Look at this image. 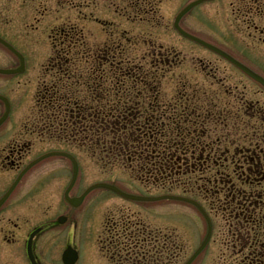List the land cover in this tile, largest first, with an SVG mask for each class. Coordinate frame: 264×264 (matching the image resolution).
<instances>
[{"label":"flooded vegetation","instance_id":"1","mask_svg":"<svg viewBox=\"0 0 264 264\" xmlns=\"http://www.w3.org/2000/svg\"><path fill=\"white\" fill-rule=\"evenodd\" d=\"M171 1L90 0V5L101 4L112 8V17L124 25H137L130 31L131 37L146 48L134 51L123 49L119 37L101 40L93 36L90 39L84 34L78 22L83 17L80 9L87 4V0H0V37L25 58L21 73L12 76L15 80L4 83L3 87L0 85L1 92L9 95L11 101L7 126L0 133V199L9 185L35 159L33 136L40 138L48 134L49 89L58 87L60 83L49 84V75L59 74L61 69V65L57 66L54 62L58 63L63 57L81 55L141 56L155 58L157 67L169 66V61L164 57L176 56L177 52L171 46L159 43V33L155 31L167 25L164 8L169 7ZM65 7L72 13L65 16ZM70 17L75 18L71 23L68 22ZM94 20L95 29L98 30L100 19ZM105 23H111L114 27L116 22ZM107 40L112 43L109 44ZM6 51L14 56L10 50ZM27 55L40 58L31 64ZM49 57L54 58L51 64ZM44 59L47 60L46 65ZM16 61L13 68L20 67V61ZM32 68H36L35 97L41 103L42 113H33L29 109L23 90L30 81L20 80ZM203 68L207 72L204 82L208 85L197 86L205 91H202L203 99L197 101L187 96L180 104L181 112L177 119L184 120L188 116L195 119L185 123L184 128H175L177 137L173 145L178 152L179 167L200 169L201 179L209 190L213 191V184L216 185L225 223L223 228H218L219 255L210 258L209 264H214L213 260L215 264H264V102H260L258 97V94L264 93V88L239 69L236 70L260 91L240 82L233 83L231 87L217 66L205 64ZM224 96H230L232 100L228 102L223 99ZM0 109L5 111L1 102ZM38 119L46 120L41 123V129L38 128ZM142 132L153 133L150 130ZM154 145L157 146L156 142ZM59 171L57 167L50 166L38 175L35 173L31 179L26 171L18 183L21 188L24 183L27 184L26 188L11 191L0 203V264H31L27 243L29 235L37 229L40 230L33 239L32 252L38 264H43L44 257L48 258V244L53 246L54 241L49 243L45 239L47 237H42L39 244L38 240L56 228H53V221L33 225L36 220L34 202L36 205L48 199L54 202L53 197L46 193V189L52 188L54 191V187L52 184L51 187L50 184L49 187L45 186L44 179ZM38 186L42 195L33 197L37 194ZM73 196H77L76 193ZM228 201L233 202V206L227 205ZM49 258L54 262L58 260L54 253Z\"/></svg>","mask_w":264,"mask_h":264},{"label":"rangeland","instance_id":"2","mask_svg":"<svg viewBox=\"0 0 264 264\" xmlns=\"http://www.w3.org/2000/svg\"><path fill=\"white\" fill-rule=\"evenodd\" d=\"M189 1L191 0H172L168 4L169 7L164 8L167 25H163L155 31V33H159V43L166 47L171 46L178 52L176 56L173 55L165 58H168L171 62L173 60L182 62V65L179 67L170 69L171 72L164 78L163 84L161 83V93H164L167 101L170 102L169 105L174 108V104L183 103L184 99L187 98L185 96L194 97L197 101L203 99L202 91H205L199 89L197 86L206 87L208 85L207 82H204L207 80L205 78L207 72L203 68L205 64L217 66L220 74L227 77V82L231 83V87L234 86L233 83L240 82L247 87L249 85L251 88L260 91L257 86L252 84V81H249L241 75V73L227 62L193 42L183 39L173 31L171 23L173 22L175 14ZM90 3V0H87V4L80 9L83 17H81L78 25L84 30L85 35L89 36L90 39L97 37L101 40L108 38L116 39L119 37L121 47L127 50L139 51L146 48L145 46H141L139 41L131 37L130 31L136 28V24L129 23V25H124L120 20L112 17L114 16L112 15V8L104 7L101 4L90 5ZM15 11L16 9H14ZM243 11L247 13H243ZM71 13L72 10H68L65 7V16ZM85 15L90 17L86 18L84 17ZM95 18L100 19V24H97L98 30L95 29L96 24L93 23L95 22ZM71 20H75V18L70 17V21L68 22L71 23ZM111 21L116 22L114 27L111 23H105ZM180 26L190 34L198 36L227 51L264 76V0H215L205 2L191 12L186 13L180 20ZM102 29H105V31H102ZM146 32L150 33V31ZM107 42L109 44L112 43L110 40H107ZM26 57L31 64L36 63L40 58V56L28 55ZM140 57L134 56V60L136 61ZM71 59L70 57L68 58L69 63H71ZM76 59L81 61V57H77ZM130 59L133 58L130 57ZM43 62L46 65L47 60L44 59ZM201 62H203V65ZM16 63V58L10 55L4 47L0 46V67L9 68ZM35 75L36 68H32L25 77L20 78L22 81H30L27 87L28 90L26 89L27 93L30 89H35L33 88L36 83ZM168 77L171 79L169 80ZM12 79L15 80L11 76L0 75V85L2 86L7 81H13ZM258 97L260 102L263 103L264 93L262 95L258 94ZM223 99L228 102L232 100L230 96H224ZM169 105H166L167 109ZM189 105L192 106V103ZM29 109H32L30 105ZM0 111L2 112L1 109ZM1 112L0 114H2ZM32 112L34 111L32 110ZM171 113H168L167 116H171ZM175 114L178 117L179 110H176ZM146 116L150 117L151 112L146 113ZM192 119H195V117L188 116L187 119H177V121L183 127V124L189 123ZM55 127L56 125L52 130L49 129L48 136H43L42 138H38V135L33 136V144H35L33 155L36 156L39 152L51 149H63L77 155L80 168L75 187L70 191V195L83 192L89 185L103 181L120 188L124 192L136 195L140 194L144 197L163 192L158 187L152 188L148 186L146 188L140 182L130 177L125 170L120 168L114 169L113 171L102 170L100 167L102 165L95 163L92 159L93 154L86 147H80L79 140L73 141L72 136L62 135L61 132H58L60 130ZM4 128L5 125H2L0 131L4 130ZM50 166L57 167L60 170L55 175H48L44 179L45 186L49 187L48 185L50 184L51 187L52 184L54 187V191L52 188L46 189V193L48 192L47 194L53 197L54 202L48 199L37 206L36 202H34L37 220H34L33 225L41 223L44 219L53 218L55 215L67 214L66 210L63 212V209H69L67 206L62 207L61 201H59L61 189L69 180L72 170L68 160L60 157L45 159L42 163L35 166L38 169H34L32 175L35 173L38 175L46 169H49ZM25 186L19 189L23 191L26 188ZM36 193V196L34 195L33 197L42 195L40 186H38ZM171 193L182 196L181 190H173ZM66 217L64 224L57 225L58 235L55 238L51 239L52 237H49L53 230L46 233L47 238L45 236L42 237L48 239L49 243L54 241L53 247L48 244V251L51 253L57 250L54 252V255H56L58 260L63 242H68L67 240L73 242L78 253L76 264H112L106 263V260L98 250V246L100 250L105 246V236L111 238L112 236L121 234L119 229L116 231L111 229V226L113 228H129L130 226L134 228H147L145 230L148 233L160 234L162 237L170 238L171 241L176 240L177 247H180V256L177 259L174 257L169 258L166 264L168 261L169 264L170 262H172L171 264H183L201 243L207 228L203 216L191 204L174 200L131 202L123 200L104 189H96L90 192L80 206L68 211ZM122 224L123 227H121ZM223 224L224 222L220 214L217 218L215 216L213 219V242L208 245L204 253L201 252L197 256L192 264H209L210 258L218 257V228H223ZM114 225L118 226L115 227ZM51 235L53 234L51 233ZM42 237L39 239V244ZM98 239L101 241L99 244H97ZM43 262L44 264H57L45 257L43 258ZM212 262L214 264L216 263L215 260Z\"/></svg>","mask_w":264,"mask_h":264},{"label":"trees","instance_id":"3","mask_svg":"<svg viewBox=\"0 0 264 264\" xmlns=\"http://www.w3.org/2000/svg\"><path fill=\"white\" fill-rule=\"evenodd\" d=\"M104 59L82 57L79 67L64 59L65 82L59 90L63 98L57 104L50 99L49 129L56 125L62 135L79 140L80 147H86L103 167L129 168L142 181L207 198L216 211L220 210L217 200H209L206 185L197 183L192 178L193 172L179 168L174 159L175 135L170 130L176 119L174 114L179 109H167L165 102H159L163 110L147 119L142 117L145 101L162 96V69L155 64L143 66L129 62L121 71V65L126 63L119 60L120 64H115L112 60V72H121L120 75L113 74L111 84L105 76ZM105 95L112 101L100 98ZM91 97L96 100L89 103ZM168 113L171 116H167ZM141 129L153 133H142ZM153 142L157 148H147ZM227 205L233 206V202L228 201ZM172 246L173 243L170 245L161 239L155 245L145 241L143 251L162 259L173 253Z\"/></svg>","mask_w":264,"mask_h":264},{"label":"water","instance_id":"4","mask_svg":"<svg viewBox=\"0 0 264 264\" xmlns=\"http://www.w3.org/2000/svg\"><path fill=\"white\" fill-rule=\"evenodd\" d=\"M201 1H203V0H198V1L194 2V3H192V4L189 5L185 10H183V11L181 12V14L179 15L178 19L176 20V25H175L176 29H177V30H178L183 36H185V37H187V38H189V39H191V40H193V41L199 43L200 45H202V46H204V47H207V48H209V49H212V50H214L215 52H217V53L223 55L224 57L228 58L232 63H234V64L238 65L239 67H241L245 72H247L248 74H250L251 76H253L255 79H257V80L261 81L262 83H264L263 80H262L260 77H258V76H256V75L252 74L250 71H248V70H247L246 68H244L242 65L238 64L236 61H234L233 59H231L230 57H228V56L225 55L224 53L220 52L218 49H216V48H214V47H212V46L206 44L205 42H203V41H201V40H199V39H197V38H194V37H192V36H190V35L184 33L180 28H178V26H177V22H178L179 18H180L183 14H185L190 8H192V7L195 6L196 4L200 3ZM13 72H14V71H3V70H0V73H3V74H11V73H13ZM1 122H2V121H0V123H1ZM95 187H105V188H109V189L115 191L116 193L120 194L121 196H123V197H125V198H129V199H138V198H136V197L128 196V195H126V194L120 192L118 189H116V188H114V187H112V186H110V185H103V184H100V185L94 186L93 188H95ZM93 188H91V189H93ZM91 189H89L88 191H90ZM88 191H87V192H88ZM87 192H86V193H87ZM86 193H85V194H86ZM69 201H70L73 205H77V204L81 201V198H78V199H72V200L70 199ZM207 220H208V219H207ZM62 221H63V220H61V222H62ZM208 222H209V221H208ZM209 228H210V223H209ZM202 247H203V245H202L201 248H200V249H199V250H198V251H197V252H196L191 258H190V260H189L186 264H189V263L193 260V258H194V257H195V256L201 251ZM69 257H70V256H69ZM32 259H33V258H32ZM72 262H73V259L69 260V264H71ZM33 264H35L34 261H33Z\"/></svg>","mask_w":264,"mask_h":264}]
</instances>
